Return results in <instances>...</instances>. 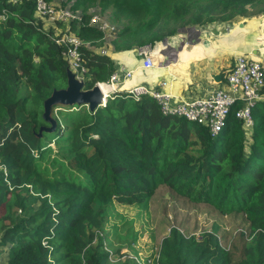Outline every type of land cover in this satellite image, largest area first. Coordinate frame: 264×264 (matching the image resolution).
I'll list each match as a JSON object with an SVG mask.
<instances>
[{
    "label": "trees",
    "instance_id": "16d2710c",
    "mask_svg": "<svg viewBox=\"0 0 264 264\" xmlns=\"http://www.w3.org/2000/svg\"><path fill=\"white\" fill-rule=\"evenodd\" d=\"M34 3L0 0V264H138L110 260V206H145L159 185L241 215L246 234L234 256L220 243L217 223L197 235L169 226L154 264H264V100L251 107L247 136L234 115L238 101L210 135L201 123L162 113L150 95L134 99L124 89L93 110L54 105V129L36 134L47 124L43 98L66 81L59 31L67 26L90 42L79 48L84 88L115 70L98 51L102 32L88 25L90 7L108 11L114 51L151 43L170 59L171 36L260 13L264 0H71L80 16L66 23L36 15Z\"/></svg>",
    "mask_w": 264,
    "mask_h": 264
},
{
    "label": "built area",
    "instance_id": "2783aa9c",
    "mask_svg": "<svg viewBox=\"0 0 264 264\" xmlns=\"http://www.w3.org/2000/svg\"><path fill=\"white\" fill-rule=\"evenodd\" d=\"M62 0H35L34 13L46 17L50 23L55 21L68 22L79 16L69 7V2L61 4ZM88 25L102 32L100 41L104 44L113 37V24L107 21L99 13L91 12L88 17ZM175 38V36L173 37ZM54 41L61 45V54L66 64L77 75L84 76L85 67L80 56V46L91 47L88 40H82L66 26L54 36ZM104 46V45H103ZM99 52L106 53L105 47H100ZM135 55L139 57L144 68L153 65V45L144 43L134 47ZM132 69L116 67L106 80L95 81L99 86L107 85L106 95L102 94L101 104L105 98L115 89H119L125 79L131 77ZM224 85L213 89L209 94L197 97H184L173 93L168 89L164 79L157 81L158 88H150L143 84L124 86V90L134 99L141 95H150L159 106L162 113L175 114L187 120L196 121L208 128L210 135H215L224 125L229 106L238 101L239 105L234 110V115L241 122L247 136L252 124L251 107L261 98L260 90L264 85V68L259 61L246 53L234 55L232 67L225 73ZM2 170L5 168L2 166Z\"/></svg>",
    "mask_w": 264,
    "mask_h": 264
},
{
    "label": "crops",
    "instance_id": "0c3cea01",
    "mask_svg": "<svg viewBox=\"0 0 264 264\" xmlns=\"http://www.w3.org/2000/svg\"><path fill=\"white\" fill-rule=\"evenodd\" d=\"M175 35L176 44L167 40L175 48L172 58L167 59L163 51L154 52L153 65L147 68L141 66L134 49L120 53L112 50L110 58L115 68L132 69V76L122 84L158 88L157 81L164 79L167 82L164 89L184 97H197L224 85L225 73L232 67L237 53L251 55L264 68V11L240 16L235 22L208 24L192 34L179 32ZM121 85L119 89L125 88ZM260 93V100H264V85Z\"/></svg>",
    "mask_w": 264,
    "mask_h": 264
},
{
    "label": "rangeland",
    "instance_id": "374dc122",
    "mask_svg": "<svg viewBox=\"0 0 264 264\" xmlns=\"http://www.w3.org/2000/svg\"><path fill=\"white\" fill-rule=\"evenodd\" d=\"M68 2L70 3L71 0L65 1V4ZM93 11L111 22L108 18V11L100 12L95 6L88 9L89 14ZM75 13L79 15V11L76 10ZM250 15L243 16L248 17ZM239 19L240 16H237L233 22ZM175 36L177 37V35ZM169 40L173 44L177 42L176 38L173 40L172 36ZM99 43L98 50L100 47H105L106 53L110 56L113 50L110 41L103 44L99 40ZM121 51L115 50L114 53ZM122 86H125V83ZM245 139L247 138L245 137ZM243 147H246L244 141ZM142 205L141 203L130 205L113 202L110 206L109 220L105 230L110 231L111 228L116 227L112 235L105 239L106 245L104 246L110 252V260L116 262L124 258H132L138 264H154L159 241L169 226H175L181 231L197 235L200 231L211 228L213 223L218 225L217 235L220 243L228 250L230 249L234 256L239 255L243 242L242 236L246 234L244 228L246 226H244L241 215L235 213L220 214L209 205L195 203L173 194L164 185H159L145 206ZM127 240H129L128 243H126ZM116 244L122 246L113 255L111 253L112 247ZM3 251V248L0 247V260L4 259Z\"/></svg>",
    "mask_w": 264,
    "mask_h": 264
},
{
    "label": "water",
    "instance_id": "95a60500",
    "mask_svg": "<svg viewBox=\"0 0 264 264\" xmlns=\"http://www.w3.org/2000/svg\"><path fill=\"white\" fill-rule=\"evenodd\" d=\"M66 81L61 87H53L49 94L42 100L41 117L47 124H40L37 129V136L41 131H51L54 129L56 119L52 115V107L60 104L72 106L84 104L88 110H93L101 104L102 93L99 86L94 83L90 87L84 88V77L77 75L68 66L65 68Z\"/></svg>",
    "mask_w": 264,
    "mask_h": 264
},
{
    "label": "bare ground",
    "instance_id": "6f19581e",
    "mask_svg": "<svg viewBox=\"0 0 264 264\" xmlns=\"http://www.w3.org/2000/svg\"><path fill=\"white\" fill-rule=\"evenodd\" d=\"M100 90H101V93L103 95H106L107 91H108V86L107 85H101L100 86Z\"/></svg>",
    "mask_w": 264,
    "mask_h": 264
},
{
    "label": "clouds",
    "instance_id": "9594fccd",
    "mask_svg": "<svg viewBox=\"0 0 264 264\" xmlns=\"http://www.w3.org/2000/svg\"><path fill=\"white\" fill-rule=\"evenodd\" d=\"M134 49V48H133ZM138 57V56H137ZM71 69V68H70ZM84 77V76H83ZM124 89V88H123ZM106 99V98H105ZM104 102H105V100H104ZM100 105H103V104H100ZM53 109V108H52ZM55 111V110H54Z\"/></svg>",
    "mask_w": 264,
    "mask_h": 264
}]
</instances>
